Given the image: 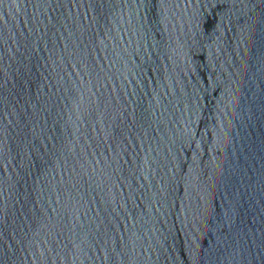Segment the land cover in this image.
<instances>
[{"label":"water","instance_id":"water-1","mask_svg":"<svg viewBox=\"0 0 264 264\" xmlns=\"http://www.w3.org/2000/svg\"><path fill=\"white\" fill-rule=\"evenodd\" d=\"M0 264H264V0H0Z\"/></svg>","mask_w":264,"mask_h":264}]
</instances>
